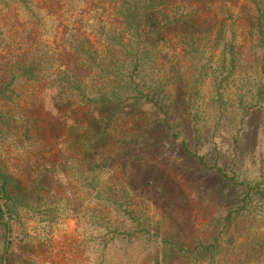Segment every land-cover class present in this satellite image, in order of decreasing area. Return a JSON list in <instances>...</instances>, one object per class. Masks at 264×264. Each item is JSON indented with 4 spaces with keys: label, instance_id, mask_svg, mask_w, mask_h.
Segmentation results:
<instances>
[{
    "label": "trees",
    "instance_id": "1",
    "mask_svg": "<svg viewBox=\"0 0 264 264\" xmlns=\"http://www.w3.org/2000/svg\"><path fill=\"white\" fill-rule=\"evenodd\" d=\"M241 1L242 27L236 23L234 30L226 25L235 19L227 0H87V11L80 0L77 3L85 5L82 12L100 33L98 46L83 33L69 30L61 52L42 46L40 56L11 62L7 82L0 83V140L12 136L20 125L11 112L36 101L44 105L46 116L55 115L61 123L63 154L68 155L58 161L42 160L27 174L13 170L0 157V254L10 245L8 241L6 246V237L13 226L22 227L33 217L49 222L81 214L88 216L87 225L96 238L92 244L101 252L130 243L145 254L144 259L152 260L150 264H219L220 259L232 258L231 253L240 255V247L227 250L220 235L245 211L239 207L245 199L264 200L259 191L243 186L244 198L234 196L237 201L225 209L226 216L216 213L214 226L200 232H166L153 219L144 197L152 175L150 156L164 148V139L175 135L179 151L188 152L179 138L181 129L170 122L186 88L178 83L176 72L171 81L159 75L164 70L157 66L159 57H165L168 44L175 36L181 38L185 28L198 26V33L187 34L195 43L191 54L201 52L198 40L210 43L215 35L228 49L214 62L204 51L207 70L217 74L211 76V84L227 78L221 75L230 66L222 64L225 57L228 64L239 62L242 51L231 47L238 35L250 48L243 49L242 61L247 54L264 59V0ZM53 2L52 8L58 9L59 1ZM259 71L264 72V64ZM37 92L46 98L37 99ZM249 114L250 110L244 116ZM213 172L223 174L218 165ZM222 178L233 182L235 189L230 191L242 188L233 179ZM213 227L220 237L213 234ZM1 259L0 255V264Z\"/></svg>",
    "mask_w": 264,
    "mask_h": 264
},
{
    "label": "rangeland",
    "instance_id": "2",
    "mask_svg": "<svg viewBox=\"0 0 264 264\" xmlns=\"http://www.w3.org/2000/svg\"><path fill=\"white\" fill-rule=\"evenodd\" d=\"M53 1L0 0L1 84L8 80L12 61L18 60L21 64L28 55L40 56L42 46L61 52L69 30L83 33L95 46L101 43L97 27L82 12L85 5L87 11V0H83L84 6L77 3L80 0H58V9L52 8ZM227 2L235 7L230 9L235 19L227 21L228 29L242 27L239 22L244 15L240 12L242 1ZM94 3L99 7L104 4ZM79 11L81 14H77ZM194 32H199L198 26L185 28L181 38L175 36L167 46L165 57H159L157 62L164 69L160 76L165 75L164 79L171 81L170 75L176 72L178 83L186 88L174 106L170 122L181 129L179 138H183L188 152L179 151L181 143L175 135L164 139V148L150 156L152 175L144 197L153 219L159 220L166 232L191 229L200 232L209 224L214 226L211 220L220 211V215L226 216L225 209L237 201L234 196L239 195L238 200L244 198L247 189L243 186L259 191L264 197V72L259 71L264 59L247 54L242 61L243 49L250 48L238 35L231 47L234 52L242 51L239 62L232 60L228 64L225 57L222 64L230 66L221 75L227 78L211 84V76L217 74L207 70V56L202 57L204 51L213 55L211 62H214L216 55L219 58L228 49L222 37L215 35L210 43L198 40L201 52L198 56L191 54L195 43L188 41L187 34ZM151 72L149 75L153 77ZM36 98L46 96L39 94ZM249 110L246 118L244 114ZM44 111V105L33 101L11 112L20 125L12 136L0 140V157L17 172L24 170L27 174L31 172L30 167L42 160L58 161L68 155L63 154L61 123L55 115L47 113L46 116ZM217 165L224 176L213 172ZM222 177L233 179L242 188L230 191L235 189L233 182L223 181ZM39 181L44 183L43 179ZM239 207L245 211L220 236L227 250L239 246L242 252L239 256L231 253L232 258L220 259L219 264H264V200L249 196ZM87 219L88 216L81 214H68L49 222L33 217L22 227L13 226L6 237V246L8 241L10 245L0 254L1 264L151 263V259H144L145 254H140L139 248L130 243H117L106 252L99 251L92 244L95 234L88 227ZM213 234L220 237L217 228L213 227Z\"/></svg>",
    "mask_w": 264,
    "mask_h": 264
}]
</instances>
